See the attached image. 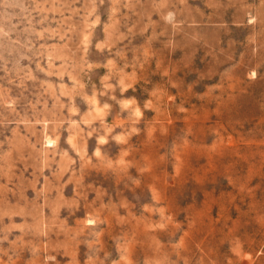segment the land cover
Wrapping results in <instances>:
<instances>
[{
    "label": "rangeland",
    "instance_id": "obj_1",
    "mask_svg": "<svg viewBox=\"0 0 264 264\" xmlns=\"http://www.w3.org/2000/svg\"><path fill=\"white\" fill-rule=\"evenodd\" d=\"M0 264H264V0H0Z\"/></svg>",
    "mask_w": 264,
    "mask_h": 264
}]
</instances>
